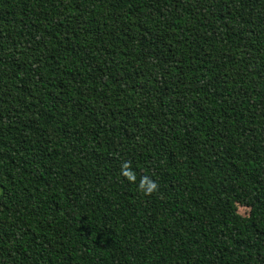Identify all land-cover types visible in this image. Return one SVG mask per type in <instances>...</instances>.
I'll use <instances>...</instances> for the list:
<instances>
[{
	"label": "trees",
	"instance_id": "obj_1",
	"mask_svg": "<svg viewBox=\"0 0 264 264\" xmlns=\"http://www.w3.org/2000/svg\"><path fill=\"white\" fill-rule=\"evenodd\" d=\"M0 187V264H264V0H0Z\"/></svg>",
	"mask_w": 264,
	"mask_h": 264
},
{
	"label": "rangeland",
	"instance_id": "obj_2",
	"mask_svg": "<svg viewBox=\"0 0 264 264\" xmlns=\"http://www.w3.org/2000/svg\"><path fill=\"white\" fill-rule=\"evenodd\" d=\"M1 193H2V189H1V187H0V195H1ZM238 211H239V213H241V214H245V213H246V209H245L244 207H239V208H238Z\"/></svg>",
	"mask_w": 264,
	"mask_h": 264
},
{
	"label": "clouds",
	"instance_id": "obj_3",
	"mask_svg": "<svg viewBox=\"0 0 264 264\" xmlns=\"http://www.w3.org/2000/svg\"><path fill=\"white\" fill-rule=\"evenodd\" d=\"M155 187V185H151V187H150V189L149 190H151V188H154Z\"/></svg>",
	"mask_w": 264,
	"mask_h": 264
}]
</instances>
